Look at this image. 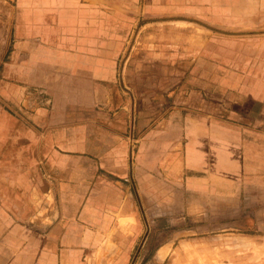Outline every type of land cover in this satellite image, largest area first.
I'll use <instances>...</instances> for the list:
<instances>
[{
    "label": "crops",
    "instance_id": "1",
    "mask_svg": "<svg viewBox=\"0 0 264 264\" xmlns=\"http://www.w3.org/2000/svg\"><path fill=\"white\" fill-rule=\"evenodd\" d=\"M180 215L264 233V0H0V264H159Z\"/></svg>",
    "mask_w": 264,
    "mask_h": 264
},
{
    "label": "rangeland",
    "instance_id": "2",
    "mask_svg": "<svg viewBox=\"0 0 264 264\" xmlns=\"http://www.w3.org/2000/svg\"><path fill=\"white\" fill-rule=\"evenodd\" d=\"M134 125L127 133V138L131 146L138 145L139 135L135 134ZM134 149V148H133ZM176 203V201H175ZM173 205L176 214L183 212L182 202ZM184 204V203H183ZM162 206L161 203H159ZM142 245L140 249H144L146 242L150 236V227L152 217L148 213L143 212ZM175 224L170 228H174V232L158 233L159 244L162 240L170 239L167 243L169 247L168 255L159 264H264V233H258L255 228L253 233L246 232L243 227L239 231L233 229L213 230L216 226H198L196 222H191L188 218L182 219V216L174 218ZM183 220V223H182ZM224 220L222 221V223ZM160 227L161 223L158 224ZM182 226L191 227V230H179ZM159 227V228H160ZM245 232H240L242 230ZM138 252V251H137ZM134 264V263H132Z\"/></svg>",
    "mask_w": 264,
    "mask_h": 264
}]
</instances>
